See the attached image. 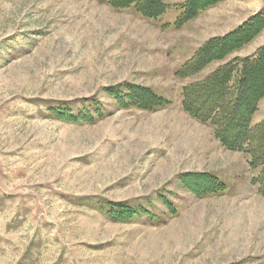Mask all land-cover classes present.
<instances>
[{
    "label": "rangeland",
    "instance_id": "374dc122",
    "mask_svg": "<svg viewBox=\"0 0 264 264\" xmlns=\"http://www.w3.org/2000/svg\"><path fill=\"white\" fill-rule=\"evenodd\" d=\"M185 1L152 19L99 0H0V264H264L260 169L181 107L184 86L261 45L176 73L264 0H223L177 27ZM125 84L170 103L119 107L110 91ZM263 118L264 97L251 123ZM193 174L226 189L193 192ZM110 204L141 216L114 220Z\"/></svg>",
    "mask_w": 264,
    "mask_h": 264
},
{
    "label": "trees",
    "instance_id": "16d2710c",
    "mask_svg": "<svg viewBox=\"0 0 264 264\" xmlns=\"http://www.w3.org/2000/svg\"><path fill=\"white\" fill-rule=\"evenodd\" d=\"M99 1L117 9L133 7L142 16L152 19L163 14L168 7L165 0ZM220 1L223 0H186L177 6L180 8V13L176 16L174 25L181 26L202 10ZM263 28L264 10H261L226 34L207 40L176 71L177 75L193 74L211 61L226 58L232 51L251 42ZM110 95L119 107L157 109L170 103L152 88L134 84L115 87L111 89ZM181 95L182 109L194 119L210 123L221 144L228 149L248 154L250 168L260 169L259 174L253 177V181L258 184V191L264 196V118L254 125L251 123L258 102L264 97V44L258 47L254 54L243 57L236 55L214 69L203 80L184 86ZM95 111L102 114L103 109L99 107ZM57 112L66 115V112ZM67 115L69 119L72 118L69 113ZM93 117V113L81 115L82 119L90 120ZM206 177L211 184L201 186V181ZM190 180L191 182H187L186 186L193 192L197 190L198 194L223 193L226 189L225 184L214 174H193ZM167 207L174 212L173 205L167 203ZM107 214L114 220H130L141 216L137 210L124 204H110Z\"/></svg>",
    "mask_w": 264,
    "mask_h": 264
},
{
    "label": "crops",
    "instance_id": "0c3cea01",
    "mask_svg": "<svg viewBox=\"0 0 264 264\" xmlns=\"http://www.w3.org/2000/svg\"><path fill=\"white\" fill-rule=\"evenodd\" d=\"M264 9V8H262ZM259 11V10H256ZM255 11V13H256ZM253 13V14H255ZM264 44V30L253 40L251 41L249 44H247L246 46H244V48H242L240 51H244V53L249 52L248 50L252 49H256L258 46ZM239 52V51H238Z\"/></svg>",
    "mask_w": 264,
    "mask_h": 264
}]
</instances>
